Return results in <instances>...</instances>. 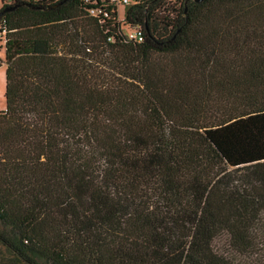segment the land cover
Here are the masks:
<instances>
[{"label": "trees", "instance_id": "1", "mask_svg": "<svg viewBox=\"0 0 264 264\" xmlns=\"http://www.w3.org/2000/svg\"><path fill=\"white\" fill-rule=\"evenodd\" d=\"M0 34V264L252 253L264 0H2Z\"/></svg>", "mask_w": 264, "mask_h": 264}, {"label": "rangeland", "instance_id": "2", "mask_svg": "<svg viewBox=\"0 0 264 264\" xmlns=\"http://www.w3.org/2000/svg\"><path fill=\"white\" fill-rule=\"evenodd\" d=\"M132 1V0H130ZM124 5L121 3L118 6V11L120 14L123 13ZM2 38V34H0ZM0 51H1V41H0ZM1 55V52H0ZM5 64L0 65V109L5 105L4 98V88H5ZM264 226H261V229H258L256 232V241L257 244L253 249L252 253L245 254H236L233 258V264H264ZM226 235L220 234L214 240L215 247L222 251L226 244Z\"/></svg>", "mask_w": 264, "mask_h": 264}, {"label": "built area", "instance_id": "3", "mask_svg": "<svg viewBox=\"0 0 264 264\" xmlns=\"http://www.w3.org/2000/svg\"><path fill=\"white\" fill-rule=\"evenodd\" d=\"M0 1L2 2V0H0ZM6 1H9V0H6ZM112 1H114V3L116 4L117 10H118L119 4L122 3L123 5H125V4L132 2L134 0H132V1H130V0H112ZM118 15L120 16L119 11H118ZM129 35L134 36L137 39H141V32L139 29H133V31L129 32Z\"/></svg>", "mask_w": 264, "mask_h": 264}]
</instances>
